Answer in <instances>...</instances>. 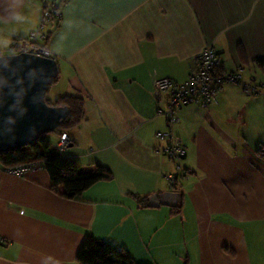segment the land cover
<instances>
[{"label":"crops","instance_id":"0c3cea01","mask_svg":"<svg viewBox=\"0 0 264 264\" xmlns=\"http://www.w3.org/2000/svg\"><path fill=\"white\" fill-rule=\"evenodd\" d=\"M41 8V0H0V46L37 29ZM239 44L250 60L242 69ZM209 45L225 71L260 70L264 0L66 1L46 41L59 76L49 100L81 96L84 117L62 155L83 168L106 166L113 179L68 199L50 189L42 166L19 177L0 164V264H77L86 234L125 248L138 264H264V156L230 127V108L246 103L241 86L225 84L218 104L177 109L171 127L183 159H169L157 136L167 126L155 109L167 96L153 81L184 82ZM177 163L188 173L174 190L165 175ZM165 191L181 201L150 207L134 196Z\"/></svg>","mask_w":264,"mask_h":264},{"label":"trees","instance_id":"16d2710c","mask_svg":"<svg viewBox=\"0 0 264 264\" xmlns=\"http://www.w3.org/2000/svg\"><path fill=\"white\" fill-rule=\"evenodd\" d=\"M66 1L67 0L52 1L55 7L49 11L50 14L47 18L48 21L44 22V33L46 35L44 46H46V41L59 26L61 9ZM41 7L42 14V11L46 9L47 6L42 5ZM27 36L18 38L15 37L12 42L25 39ZM237 55L239 59V69L249 65L250 60H248L245 50L240 44L237 46ZM53 58L57 60L55 56H53ZM260 63V71L264 75V60H260ZM239 69L235 71H239ZM221 72H225L222 64L219 69V73ZM58 77L59 76L51 82L50 86L57 82ZM222 87L220 89H222ZM46 102L48 105L68 106L70 108V114L66 118L62 119L58 127L52 131L56 133L58 138H60L62 133L67 135V132L76 127L84 117V99L81 96L64 94L58 96L53 102L47 99ZM71 142L72 141L69 138L67 144H70ZM262 145L256 149V154L260 158L264 156V144ZM184 156L185 154L180 158V160L183 159ZM31 162H40L41 166L45 169L49 176L50 189L68 199H78L84 191L93 186L95 183L110 181L113 179L112 171L106 166L97 164L95 167L83 168L78 161L63 156L62 151L60 152L57 146L48 139L47 133L40 135L36 141L27 146L15 148L0 154V164L5 168L20 164H28ZM178 164L180 168L176 170V173H174L175 179L170 185L174 190H179L180 179L188 173L186 168H182L180 163ZM134 196L141 206H146L147 197ZM179 208L180 207L173 208L174 213H178ZM75 260L77 264H138L125 248L108 243L105 240L97 238L91 234H86L83 237L77 249Z\"/></svg>","mask_w":264,"mask_h":264},{"label":"water","instance_id":"95a60500","mask_svg":"<svg viewBox=\"0 0 264 264\" xmlns=\"http://www.w3.org/2000/svg\"><path fill=\"white\" fill-rule=\"evenodd\" d=\"M57 76L55 58L32 53L0 54V154L54 131L70 114L68 106L46 102V93ZM147 200L150 207L174 206L181 201V193H154Z\"/></svg>","mask_w":264,"mask_h":264},{"label":"built area","instance_id":"2783aa9c","mask_svg":"<svg viewBox=\"0 0 264 264\" xmlns=\"http://www.w3.org/2000/svg\"><path fill=\"white\" fill-rule=\"evenodd\" d=\"M52 1L41 0L42 5L47 6V8L42 11L39 28L30 31L27 38L13 41L8 47L9 53H32L49 58L53 56L50 50L44 46L46 37L44 22L48 21L49 11L55 7ZM221 64V56L213 46L209 45L195 57L194 69L184 82L177 84L168 77L156 78L153 81L156 92L167 96L166 105L164 107L157 106L155 114L163 116L166 121V130L158 132L157 136L166 140V144L161 150L169 159L179 161L185 154L180 139L173 135L171 127L178 120L176 110L180 106L194 102L202 107H206L210 103L217 104V91L227 83L240 85L242 91L246 94L261 95L264 98V84L255 83L252 78L249 81H244L239 71L219 73ZM68 140L69 138L65 133L60 135L56 143L60 152L64 150ZM37 166H41V163L20 164L7 167L6 170L15 176L21 177ZM175 168L176 170L180 168L178 163ZM165 178L171 185L175 175L174 173H167Z\"/></svg>","mask_w":264,"mask_h":264},{"label":"rangeland","instance_id":"374dc122","mask_svg":"<svg viewBox=\"0 0 264 264\" xmlns=\"http://www.w3.org/2000/svg\"><path fill=\"white\" fill-rule=\"evenodd\" d=\"M42 6V2H41ZM9 43H2L0 46V52L3 54L9 53ZM242 76L245 80H249V75H253L257 81L263 80L264 76L260 70L251 65L244 68ZM240 102L244 103L237 110L236 108H230V114L233 115L231 120V130L237 141L244 142V136L250 144L258 146L264 144V98L261 95H248L245 93H239ZM46 99L49 100L52 97L51 90L46 93ZM242 98V99H241ZM242 100H244L242 102ZM51 101V100H50ZM53 102V101H52ZM234 108V110H233ZM228 112H221L220 116L226 118L230 115ZM244 131V132H243ZM48 139L54 144L58 140L56 133H47Z\"/></svg>","mask_w":264,"mask_h":264},{"label":"bare ground","instance_id":"6f19581e","mask_svg":"<svg viewBox=\"0 0 264 264\" xmlns=\"http://www.w3.org/2000/svg\"><path fill=\"white\" fill-rule=\"evenodd\" d=\"M50 58H53V56H52V57H50Z\"/></svg>","mask_w":264,"mask_h":264}]
</instances>
